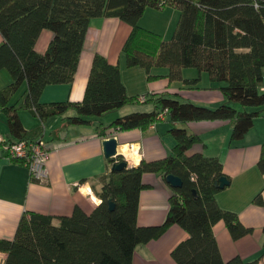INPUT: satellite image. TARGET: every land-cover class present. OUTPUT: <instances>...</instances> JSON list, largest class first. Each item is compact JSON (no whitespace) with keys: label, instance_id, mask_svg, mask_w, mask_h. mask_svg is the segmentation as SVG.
I'll return each instance as SVG.
<instances>
[{"label":"trees","instance_id":"1","mask_svg":"<svg viewBox=\"0 0 264 264\" xmlns=\"http://www.w3.org/2000/svg\"><path fill=\"white\" fill-rule=\"evenodd\" d=\"M166 6L180 12L168 40L139 23L147 7ZM104 16L118 17L133 27L123 47L129 67L150 72L154 66H167L169 78L186 85L197 84L200 75L183 78L182 69L195 68L220 83L227 100L215 107L182 100L177 94H145L141 100L140 95L127 94L119 64L97 53L82 100L42 103L47 85L73 82L89 24ZM45 29L53 37L40 53L36 43ZM0 32V70L6 69L13 78L0 88V110L9 129L6 142L43 138L44 123L57 115L64 123L53 138L66 134L70 126L96 122L99 135L109 138L113 131H145L168 116L175 139L172 152L162 159H143L136 166L110 169L96 177L100 189L95 184L93 189L100 202L91 212L78 205L69 215L26 211L15 236L0 237V251L6 254L2 264H134L137 247L160 238L174 224L189 234L171 251L177 264H264V251L252 260L239 255L223 259L214 226L224 221L234 239L253 229L236 212L219 206L216 194L229 185L220 188L216 182L223 176L231 178L218 157L194 150L203 140L184 127L192 121L229 120L232 140H241L264 114V0H0ZM25 82L27 89L11 104ZM127 105L137 108L105 122L104 116ZM23 109L39 119L30 130L20 117ZM11 160L29 167L21 158L11 156ZM122 160V155L107 158L111 168ZM259 167L264 171V146ZM147 172L159 173L165 180L168 174L183 180L182 187H172L168 214L158 225L138 223ZM31 180L40 179L31 175ZM255 201L263 203L261 194Z\"/></svg>","mask_w":264,"mask_h":264},{"label":"crops","instance_id":"2","mask_svg":"<svg viewBox=\"0 0 264 264\" xmlns=\"http://www.w3.org/2000/svg\"><path fill=\"white\" fill-rule=\"evenodd\" d=\"M180 12L172 6L161 9L147 7L140 19V25L158 33L163 39L171 38ZM133 27L118 17H95L91 20L79 59L73 82L47 85L41 95L42 103L59 101H80L84 97L95 55L102 54L119 64L122 81L128 95L177 94L182 100L198 104L218 106L227 99L219 89L220 83L212 82L206 73L187 67L182 69V77L192 79L200 75L195 85H186L182 80L169 78V67L154 66L150 72L141 66L129 67L123 47L132 33ZM53 37L51 30L41 33L36 49L43 53ZM3 36L0 32V43ZM264 74V69H263ZM149 75L152 77L149 79ZM13 81L6 69L0 70V88ZM27 89L23 83L11 99L17 102ZM137 107L127 105L115 112L119 115L131 112ZM142 108V107H140ZM150 108V105L146 106ZM25 127L34 128L39 119L28 109L19 111ZM111 113L104 116L105 122L114 118ZM6 115L0 110V136L8 137ZM102 119V120H103ZM64 123L63 116H52L44 123L41 134L49 149L45 176L39 181L31 180L29 167L7 158L6 151L0 152V237L13 238L22 215L33 211L51 215H69L76 205L91 212L100 202L93 185L100 189L96 177L108 173L111 165L104 155L103 140L99 135V123L73 125L66 134L55 130ZM189 132L197 133L203 142L194 146L207 156H216L223 163L224 172L231 178L229 186L216 194V199L224 209L236 212L242 223L253 229V233L234 239L224 221L214 226V232L224 260L239 255L244 260H252L264 251V171L259 167V159L264 146V114L255 119L253 127L241 140H232V124L229 120H201L184 124ZM168 116L143 131L139 128L113 131L119 142V152L128 167L138 165L143 159L156 160L169 155L175 139L169 132ZM66 135V136H65ZM137 154L136 162L133 155ZM84 180V181H83ZM146 186L141 190L138 210L140 225L161 224L169 211L172 187L159 173L147 172L143 175ZM261 194L263 203L255 201ZM57 222V220H55ZM188 232L174 224L163 236L139 245L134 253V264H177L171 256L173 248L188 237ZM1 255H6L0 251Z\"/></svg>","mask_w":264,"mask_h":264},{"label":"built area","instance_id":"3","mask_svg":"<svg viewBox=\"0 0 264 264\" xmlns=\"http://www.w3.org/2000/svg\"><path fill=\"white\" fill-rule=\"evenodd\" d=\"M145 94H140V99L144 100ZM6 139L0 136V152L7 151L11 156L23 159L28 165L31 175L37 179H42L45 176L46 164L49 159V149L43 138H38L31 141L6 142ZM129 164V160H126ZM3 258L0 257V264L3 263Z\"/></svg>","mask_w":264,"mask_h":264},{"label":"water","instance_id":"4","mask_svg":"<svg viewBox=\"0 0 264 264\" xmlns=\"http://www.w3.org/2000/svg\"><path fill=\"white\" fill-rule=\"evenodd\" d=\"M103 150H104V155L106 158L118 157V156L122 155L119 152V142H118L117 138L114 136L109 137V138H105L103 140ZM127 165H128V163L124 159L120 162L115 163L112 166V170L120 171V170L126 168ZM166 181L173 188H180L183 186V180L181 179V177L174 175V174H168L166 176ZM229 184H230V181L227 178V176H223V177L219 178L218 181L216 182V185L220 188H224L225 186H227ZM109 204H110V209L113 210L115 207V203L112 199L109 200Z\"/></svg>","mask_w":264,"mask_h":264},{"label":"rangeland","instance_id":"5","mask_svg":"<svg viewBox=\"0 0 264 264\" xmlns=\"http://www.w3.org/2000/svg\"><path fill=\"white\" fill-rule=\"evenodd\" d=\"M202 105H203V104H202ZM213 107H215V106H213ZM141 109H142V108H141ZM112 113H114V114H112V115H114V116H113L114 118L120 116V115H119V112H112ZM0 257L3 258V259L5 258V256H4V255H1V254H0Z\"/></svg>","mask_w":264,"mask_h":264},{"label":"bare ground","instance_id":"6","mask_svg":"<svg viewBox=\"0 0 264 264\" xmlns=\"http://www.w3.org/2000/svg\"><path fill=\"white\" fill-rule=\"evenodd\" d=\"M137 157H138L137 154H134V155H133V161H134V162H136Z\"/></svg>","mask_w":264,"mask_h":264}]
</instances>
